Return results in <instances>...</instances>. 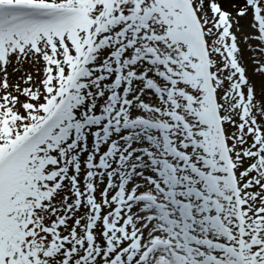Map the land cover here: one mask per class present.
Here are the masks:
<instances>
[{
	"label": "snow or ice",
	"instance_id": "1",
	"mask_svg": "<svg viewBox=\"0 0 264 264\" xmlns=\"http://www.w3.org/2000/svg\"><path fill=\"white\" fill-rule=\"evenodd\" d=\"M0 264H264V0H0Z\"/></svg>",
	"mask_w": 264,
	"mask_h": 264
},
{
	"label": "bare ground",
	"instance_id": "2",
	"mask_svg": "<svg viewBox=\"0 0 264 264\" xmlns=\"http://www.w3.org/2000/svg\"><path fill=\"white\" fill-rule=\"evenodd\" d=\"M33 75H35V72H33Z\"/></svg>",
	"mask_w": 264,
	"mask_h": 264
}]
</instances>
